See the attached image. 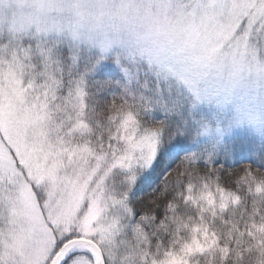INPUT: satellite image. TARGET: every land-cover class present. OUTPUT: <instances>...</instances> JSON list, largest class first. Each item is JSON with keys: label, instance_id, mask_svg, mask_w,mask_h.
I'll return each instance as SVG.
<instances>
[{"label": "snow or ice", "instance_id": "1", "mask_svg": "<svg viewBox=\"0 0 264 264\" xmlns=\"http://www.w3.org/2000/svg\"><path fill=\"white\" fill-rule=\"evenodd\" d=\"M0 264H264V0H0Z\"/></svg>", "mask_w": 264, "mask_h": 264}]
</instances>
